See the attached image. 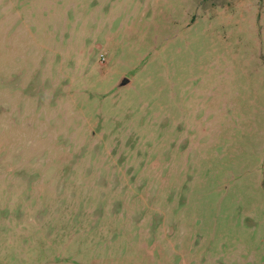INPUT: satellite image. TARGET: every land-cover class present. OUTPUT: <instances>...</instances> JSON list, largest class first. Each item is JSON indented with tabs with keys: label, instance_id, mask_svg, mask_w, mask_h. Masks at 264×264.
Segmentation results:
<instances>
[{
	"label": "rangeland",
	"instance_id": "obj_1",
	"mask_svg": "<svg viewBox=\"0 0 264 264\" xmlns=\"http://www.w3.org/2000/svg\"><path fill=\"white\" fill-rule=\"evenodd\" d=\"M0 264H264V0H0Z\"/></svg>",
	"mask_w": 264,
	"mask_h": 264
},
{
	"label": "water",
	"instance_id": "obj_2",
	"mask_svg": "<svg viewBox=\"0 0 264 264\" xmlns=\"http://www.w3.org/2000/svg\"><path fill=\"white\" fill-rule=\"evenodd\" d=\"M129 82L128 77H122V79L118 83V87L125 86Z\"/></svg>",
	"mask_w": 264,
	"mask_h": 264
}]
</instances>
